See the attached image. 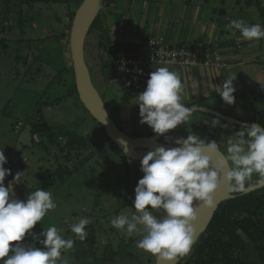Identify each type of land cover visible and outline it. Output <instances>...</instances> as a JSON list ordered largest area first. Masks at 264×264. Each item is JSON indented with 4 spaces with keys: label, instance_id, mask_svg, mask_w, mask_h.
Returning a JSON list of instances; mask_svg holds the SVG:
<instances>
[{
    "label": "rangeland",
    "instance_id": "obj_1",
    "mask_svg": "<svg viewBox=\"0 0 264 264\" xmlns=\"http://www.w3.org/2000/svg\"><path fill=\"white\" fill-rule=\"evenodd\" d=\"M153 1L155 0L121 1L116 5V11H114L115 7H111L110 11L106 13L107 21L109 24H114L116 29L134 33L139 22L138 16L145 27L146 21H150L151 16L164 18L167 14L172 13L174 15L177 10L178 15L175 16L176 29L183 36L189 34V42H191L199 24V26H203L204 31L200 36H205V30L209 34L212 27L218 32L216 25L212 24L211 20L203 18L202 14L205 13L206 9L209 11L214 5L224 6L220 10L227 12V24L224 27L226 34L220 32L219 35L216 32L218 36L216 37L219 38L218 40L223 44V47H236L238 37L244 44V48L253 47L252 41L245 40L239 30L232 27L231 22L233 20H229V16L233 14L236 20H243L249 26L260 24L264 27V0H178V4H171L170 0H163L164 3H153ZM177 5L178 8H176ZM238 8L244 9V12L240 13L239 16L237 14L239 11H236ZM137 9L139 10L138 14ZM214 9L217 8L214 7ZM102 11H105V8ZM67 12V7L62 4L29 6L16 0H0V150L7 145L4 151L7 154L10 152L12 154L11 158H13L10 147L18 142V149L23 152V156H26L27 160L24 181L22 183L11 181L10 183L13 185H10V187H13L17 198L25 200L31 191L42 187L43 182L50 174L54 173L59 163L64 162L63 154L62 156L59 155L60 160H55V147L49 153L42 151V148L41 150L40 148L22 150L21 145L23 143L30 145L31 136L26 125L20 127L21 137L19 134H15L12 125L15 123L16 117H7L13 111L14 101L19 102L15 97L18 92L22 93L23 91L27 93L32 91L36 96L43 93L48 96L46 97L47 102H52L56 97L58 99L61 96L63 98L61 104L44 107V113L49 124L64 130L69 135H76L77 142L85 146L80 154L77 152L74 155V163L79 165V171L65 184L49 190L57 204V208L49 212L41 221V224L38 223L35 226L33 231L40 233L50 226L64 229L62 236L65 239L71 238L75 241L73 249L67 253H62V257H67L69 264H155V257L136 246L137 241L142 238L141 235L133 234L128 237L110 224V219L116 215L122 213L131 215L135 212L133 208L135 196L133 193L138 180L143 177L140 170L141 162L129 161L133 172H128L119 149L108 140L98 122L81 107L78 101L66 95L65 90L67 88H62L57 83L60 77L57 70L58 65L52 67L49 62L52 59V53L59 49V40L62 39L63 54L68 66L72 64L70 51L72 25ZM118 14H121V16ZM126 15L131 18L129 22L125 18ZM180 15L184 19L182 17L180 19ZM228 21L231 22L228 23ZM149 23H154V21ZM208 37L209 35L205 39ZM256 48H259V44ZM85 49L86 60L91 75L93 74L94 85L103 99L106 100L108 112L114 122L119 125L122 131L132 137H144L152 134L153 131L147 124L140 123L141 117L136 114L134 108L136 105L134 104L135 100L129 101L124 91L120 90L118 92L114 87L116 82L109 84L107 87L103 82L98 72L101 49L100 33L88 34ZM260 59L261 64H255L252 71L254 72L256 69L255 73L259 75L260 82L264 86V52ZM104 60L107 61L110 58L105 57ZM256 90H258L257 86L254 87L255 95L253 98L254 105L257 106L254 100L258 97ZM258 101V109L264 112V100L259 99ZM127 102L133 106V109H130V113L128 111L129 119L125 121L126 123H123L119 113ZM25 111L30 113L29 105L25 107ZM202 116L205 119L212 118L210 114L194 111L190 119L203 118ZM208 121L209 126L207 127L209 129L207 133L217 141L220 152L223 153L222 148L228 146L226 141L234 138L231 133H227V130H232H221L219 128L222 125L220 121H214L213 119ZM179 128L182 134H185L190 126L186 122ZM180 131L176 132L175 137L170 135L163 143L175 145L173 141L178 137ZM199 137L201 138V136ZM226 138L228 139L226 140ZM224 152L227 155V151ZM79 155L80 158L82 157L81 161L78 158ZM81 162L83 165H81ZM10 163L12 166L5 165V167L11 170V174L21 173L22 167L15 156L14 161ZM133 178L136 181H133L132 188ZM253 178L258 177L254 175ZM198 205L199 201L193 202L194 207L197 208ZM152 211L158 219L164 217L163 213ZM82 217L91 221L86 225L85 230L88 235L83 242L70 231L71 225L78 222ZM40 246L37 244V247ZM133 254L134 257H132ZM191 255L192 252L186 260ZM136 257H139V261L136 260ZM58 264H60L59 261Z\"/></svg>",
    "mask_w": 264,
    "mask_h": 264
},
{
    "label": "clouds",
    "instance_id": "obj_2",
    "mask_svg": "<svg viewBox=\"0 0 264 264\" xmlns=\"http://www.w3.org/2000/svg\"><path fill=\"white\" fill-rule=\"evenodd\" d=\"M231 23L245 40L264 39V27L260 24L249 26L243 20ZM235 79L236 76H230L215 89L227 105L235 103ZM184 91L178 72L168 67L155 68L145 90L137 95L140 123L159 135L184 125L194 111L182 102ZM173 142L176 147L157 146L142 158L143 177L134 189L135 212L110 219L111 226L128 237L141 235L137 248L155 257L156 264H175L190 254L196 239L194 222L198 218L193 202L215 208L214 196L221 179L229 193L245 194L264 188V126L242 125L235 138L228 140L227 155L220 152L217 141H206L193 134ZM6 163L4 150H0V264H69L62 253L73 249L75 241L62 236L64 229L50 226L40 233L33 231L57 208L51 191L40 188L31 191L25 200L17 198L10 187L13 184L4 183L6 176L11 175V170L4 167ZM254 175L258 178L254 179ZM18 176L19 173L14 181ZM152 210H162L164 217L158 219ZM90 222L82 217L71 225L70 231L83 242Z\"/></svg>",
    "mask_w": 264,
    "mask_h": 264
},
{
    "label": "trees",
    "instance_id": "obj_3",
    "mask_svg": "<svg viewBox=\"0 0 264 264\" xmlns=\"http://www.w3.org/2000/svg\"><path fill=\"white\" fill-rule=\"evenodd\" d=\"M6 1H12V0H6ZM16 1H20L22 4H26L29 6H34L37 4H46V5L62 4L63 6L67 7V11H68L67 14L69 20L71 21V25L73 24L76 13L78 12L79 8L84 2V0H16ZM121 1L124 0H104L105 11H101L99 13L89 33L90 34L92 33L94 34V32L100 33L101 49L99 53L100 66L98 72L100 73V76L103 82L105 83L106 87L109 86V84L111 85V83L116 82L114 87H116L117 91L118 92L120 90L124 91L127 99L129 101L135 100L134 104H136L138 102L137 96L135 97L132 96L130 92H128L129 89L128 86L121 85V83L118 82L117 80L119 79V73L117 67L115 66V60L112 54V46L121 47L123 45H127L129 47V51H132L140 44L127 43L124 40L122 34L114 33V31L116 30L121 31V29H116L114 24H109L106 18V13L110 11V8L115 7L114 11H116V5ZM125 1H131V0H125ZM118 15L121 16V14ZM62 41H63L62 39L59 40V49H57L52 53V59H50L49 62L51 63L52 67H55L56 64L58 65L57 70L60 73V77L57 83L62 88H67L68 92L67 90H65L66 95L69 98H73L76 101H78L81 107H83V109L87 113H89L85 108V106L83 105V103L81 102L78 94V90L75 87V76H74L73 65L71 64L68 66V62L63 54ZM254 42L261 44L264 43V39ZM43 47L45 48L44 43H43ZM105 57L110 58V60L105 61L104 60ZM37 93L39 94V92ZM46 97L48 96H45L43 93L36 96L32 93V91L29 93H27L26 91H23L22 93L18 92V95L15 98L19 100V102L14 101L13 111L10 112L7 115V117L8 118H11L12 116L16 117L15 123L12 125V128H14L15 134H19L20 137H21L20 127L26 125L29 128V134L31 136V139L29 140L30 145H26L27 143H23L21 145L22 150H28L31 148L34 149L40 148L41 150L42 148V151L44 152L46 151V153L47 152L49 153L51 149H54L55 147L54 158L56 161L58 159L60 160L59 155L62 156L63 154L62 157L64 158V162L58 164V167L56 170H54V173L50 174L49 177H47V179L43 182L42 187H40L46 191L47 190L49 191L56 188L59 185L61 186L65 184L67 180L72 178V176L79 171L78 170L79 165L74 163V155L77 152L78 154H80V152L84 150L85 145L84 144L80 145V143L77 142L78 139L76 135H69L64 130H60L49 124V121L44 113V107H49L54 104H61L63 102V98L59 96L58 99L56 97L54 101L47 102ZM126 104H128L129 107L133 109V106H131L129 102H127ZM258 104L259 101L257 102V106ZM27 105H29L30 113H27L25 111V107ZM193 105L194 104H189L186 107H192ZM257 106L252 104L250 108L253 111V113H255V120H259L260 125L264 126V112L260 111ZM134 108L136 114L139 116V105L136 104ZM123 114L124 115L126 114L127 116V112H124ZM210 119L218 120L215 116H212V118ZM219 121L222 123V125H220L219 128L223 131H226V129H231L232 131L227 130V133L229 134L231 133L234 136V138H235V133L241 130L240 126L233 125L221 119ZM223 125L228 127H224ZM100 126L104 131L103 126L102 125ZM189 126H190L189 130H187L185 134H182V132L180 131V134L178 135V137H176V139L186 138L188 134H193V135L201 136V139H205L206 141L214 140V138L209 136L207 133L209 129V127L207 126H209V124L206 126L203 124L196 125V123L191 125L190 123ZM154 134L155 133L152 132V134L148 135L147 137L153 136ZM134 137H138V136H134ZM227 139L228 138H226V140ZM227 142L228 141H226V143ZM112 144L115 147H117L114 143ZM6 147L7 145L3 146L2 150H4ZM18 147L19 146L14 147V145H12L10 148L11 151L13 150L12 152L15 153V157L18 159L19 165L22 167V171L21 173L19 172V176L15 181L14 178L18 173L9 175L6 178V181L4 182L5 186H7L11 181L18 183H22L24 181V170L27 167V165H25V163L27 164V160H26V156H23V152L19 150ZM222 149L226 151L227 148L224 147ZM224 151L223 153L224 155H226ZM4 153L6 152L4 151ZM7 155H10V157L12 156L10 152ZM121 155L123 157L122 161L127 166L128 172H133V168L130 166L129 160L122 153ZM78 158L81 161L82 157L80 158V155L78 156ZM5 165L12 166V164L9 161H7ZM81 165H83L82 162ZM133 181L136 180L133 178L132 188L134 184ZM129 189L131 188L129 187ZM133 194L135 196V193ZM232 194L236 195L237 197L235 199H230L224 202L220 206L218 212L215 214V217L211 225L199 237L194 247L192 248L191 257L188 260H186L187 257L182 258L178 264H264V188H261L259 190H256L254 192L245 195H241L238 193H232ZM155 211L163 213L162 210H155ZM132 257H134V254ZM136 258H137L136 260L139 261V257Z\"/></svg>",
    "mask_w": 264,
    "mask_h": 264
},
{
    "label": "crops",
    "instance_id": "obj_4",
    "mask_svg": "<svg viewBox=\"0 0 264 264\" xmlns=\"http://www.w3.org/2000/svg\"><path fill=\"white\" fill-rule=\"evenodd\" d=\"M155 2L164 3L163 0L153 1V3ZM170 3L178 4V0H170ZM214 7L217 9L224 8V6L218 7L215 5ZM214 7L210 8L209 10L210 12L206 9L205 13L202 14V17L205 18L206 20L208 19L211 20V18H213L212 9H214ZM176 8H178V5L176 6ZM236 11H239V13L237 12L238 16L240 13L244 12V10H241V8H238ZM138 12L139 10L137 9V14ZM132 13L133 12L131 10V14ZM176 15H178L177 10L175 11L174 15L172 13L167 14L164 16V18L163 17L156 18L155 16H151L150 21H146L145 27L143 26V22L142 23L140 22L141 18L138 16L139 22L137 21L138 24L134 33L123 30L121 31L116 30L114 31V33L122 34L124 40L127 43H132V44L134 43L140 44L146 42L149 38L155 37V38H165L167 42H169L174 46H187L189 44H195L200 42H203L211 46H217L220 49L219 51L222 53L223 62L222 64L216 67H212V68L204 67V66L186 67L177 64L175 65L156 64L151 68V72L154 71L155 68L157 67H168L170 70L178 72L179 75L181 76V81L185 88V91L183 93V101H182L185 104V106L189 104H194L193 106L199 105V106L211 108L212 110L218 111L226 116H230L244 122L259 123V120H255V113H253L250 106L252 104L254 105L253 98L255 95L254 92L255 86L258 87V90H256L258 97L254 100L256 101V103L259 99L264 100V86L262 82H260L259 75L255 73L256 69L254 72L252 71V69L255 68L254 66L255 64L257 65L261 64L260 58L262 57V53L264 52V43L259 44L252 41L251 43L253 44V47L244 48V44L237 37L236 47H223V44L218 40L219 38H217L218 37L217 33L220 35V30L218 29L217 32L212 27V30L209 32V34L208 31L205 30V36L203 37L200 36V34L204 32L203 26L201 25L202 26L201 28V26H199L200 24L198 25V28L196 29V32L191 39V42H189L190 40L189 34L188 35L185 34L186 36H183L176 29V24H175ZM181 17L182 16L180 15V19ZM229 17H230L229 20L231 21L236 20L234 19L235 17L233 14H231V16ZM125 18H127L128 22L131 19L127 17V15ZM182 19H184V17H182ZM153 21L154 23H149ZM231 21H228V23H230ZM206 28L207 26L205 27V29ZM207 35H209V37L207 38L208 41L207 39H205ZM258 44H259V48H256ZM230 76H236V79L233 81V85L236 89L235 92L233 93L235 97V103L232 105H227L223 102L219 94L215 92V89L217 86H222L223 81L228 79ZM130 109L131 108L129 107L128 104L123 105V107L121 108L123 112L120 110L121 111L120 118L121 121H123V123H126L125 121L129 119L128 111L130 113ZM124 112H127V116L126 114L125 115L122 114ZM208 120L210 119L208 118L205 119L204 117L195 118L192 120L189 119L187 123L189 124L191 123V125L196 123V125L203 124L207 126L209 124ZM13 145L14 147H17L18 142H16ZM4 154L7 157V161L9 162L14 161V156H15L14 152H13V158H11L10 155H7V152Z\"/></svg>",
    "mask_w": 264,
    "mask_h": 264
},
{
    "label": "water",
    "instance_id": "obj_5",
    "mask_svg": "<svg viewBox=\"0 0 264 264\" xmlns=\"http://www.w3.org/2000/svg\"><path fill=\"white\" fill-rule=\"evenodd\" d=\"M103 8L104 0H84L74 18L70 32V51L75 76V87L77 88L80 100L87 111L100 125L103 126L107 138L117 146V148L129 161L141 162L144 155H146L150 150H154V148L157 146H164L166 149L176 147L177 145L164 144L163 142L166 139L165 136L169 137L170 135H174L175 137V135L177 134L176 132L179 130V126L177 127L178 130L177 128L174 130H170L165 135L154 134L150 137H132L122 131V129L119 128V126L110 116L105 100L94 85L92 75L86 60L85 49L89 31L95 19L103 10ZM212 16V24L216 25L221 34H225L226 32L224 30V27L227 24V12L220 9H214L212 11ZM190 108H193L194 111L210 114L237 126H251L252 124L260 125L257 122H244L239 119L226 116L218 111L201 107L199 105H195ZM217 156H219V153H217L216 156H213V163H215ZM222 175L223 174H221V176ZM256 190L249 191L245 194L254 192ZM236 197V195H233L232 193L226 191V185L221 179L220 186L218 187L214 196V199L216 201L215 208H205L202 204L200 205L199 202V205L197 207L198 218L194 222L196 239L194 244L192 245V248L194 247L199 237L209 228L220 206L224 202L230 199H235ZM180 261L181 259L176 261L175 264H178ZM160 264H166V262L162 261L160 262Z\"/></svg>",
    "mask_w": 264,
    "mask_h": 264
},
{
    "label": "built area",
    "instance_id": "obj_6",
    "mask_svg": "<svg viewBox=\"0 0 264 264\" xmlns=\"http://www.w3.org/2000/svg\"><path fill=\"white\" fill-rule=\"evenodd\" d=\"M118 82L128 86V92L137 96L146 88L151 68L156 64H177L186 67H216L222 64V54L215 46L203 42L187 46H174L164 38H149L129 51L127 45L112 46Z\"/></svg>",
    "mask_w": 264,
    "mask_h": 264
}]
</instances>
